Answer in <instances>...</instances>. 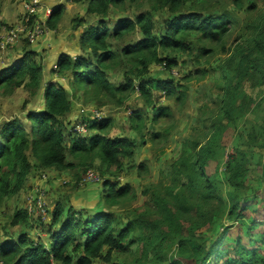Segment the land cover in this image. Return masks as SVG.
Returning a JSON list of instances; mask_svg holds the SVG:
<instances>
[{"label":"trees","instance_id":"1","mask_svg":"<svg viewBox=\"0 0 264 264\" xmlns=\"http://www.w3.org/2000/svg\"><path fill=\"white\" fill-rule=\"evenodd\" d=\"M67 1L84 4L86 14L95 21L91 23L84 16L72 20L74 29L83 27L78 52L74 56L60 54L52 70L67 79L75 96H95L98 104L123 106L133 93H138L142 105L132 110L128 123L132 132L141 133L148 124L172 114L168 104L155 98L164 96L165 101L180 104L189 82L212 70L216 72L214 104L200 107L205 136L185 139L181 154L167 173L170 182L156 189L146 188L143 194L149 199L144 207L128 211L130 219L121 224L110 209L133 193L129 184L117 181L125 169L124 161L133 160V140L110 137V118L91 120L85 135L67 132L64 118L73 109L69 93L55 82L42 87L43 66L26 41L18 61L1 70L0 92L12 93L23 87L32 96L39 94L43 105L41 110L26 114L27 125L19 119L0 124V205L22 190L29 174L47 169L81 167L85 171L96 164L100 191L93 210L56 202L46 231L47 242L31 237L25 230L16 237L1 239L0 264L110 263L114 254L131 246L134 264H207L212 257L214 264H264V187L246 191L243 180L248 160L234 154L225 162L226 181L231 188L226 198L223 183L215 177L217 171L208 173L210 160L220 152L228 122L235 124L254 105L247 84L264 86V0H232L233 6L244 13L243 19L229 11L187 9V0H147V10H137L143 0ZM132 8L134 13L123 17ZM64 11V4L53 8L48 29H56ZM157 12L162 14L160 28L153 16ZM237 28L238 36L227 46ZM131 34L137 40L129 39ZM196 46L199 56L205 62L209 59L208 68L174 77L171 70L178 66V58L190 54ZM221 54L225 56L212 65L211 59ZM151 65L162 66L164 77L151 74ZM120 71L121 80L114 82L110 74ZM151 135L153 141L158 136ZM135 169L141 172L147 167L140 163ZM242 192L246 195L240 198ZM221 218L226 222L213 229L215 219ZM28 221L27 210L19 208L8 224L22 226ZM234 224L237 236L233 238L226 231ZM214 232L220 235L215 237ZM207 233L211 235L209 240ZM171 241H175L176 250L169 256Z\"/></svg>","mask_w":264,"mask_h":264},{"label":"rangeland","instance_id":"2","mask_svg":"<svg viewBox=\"0 0 264 264\" xmlns=\"http://www.w3.org/2000/svg\"><path fill=\"white\" fill-rule=\"evenodd\" d=\"M25 1L2 0L0 2V36H4L3 34L21 21L20 5H23ZM187 1L185 7L187 9L193 7V10L197 12H205L207 10L229 11L233 15L236 13V17L239 19H243L244 17V13L233 6L232 0H194L195 6H193L192 0ZM248 1L245 0V2ZM62 2L63 0H43L44 5L52 6L53 8L61 5ZM148 5V1L143 0L137 10H147L149 8ZM82 6L83 4L74 3L70 11H66L65 9L60 20L64 26L59 22L62 31L73 26L72 20L78 17L80 14L79 11L83 9ZM22 10H24L23 7ZM134 10L135 8L129 9L123 17L133 14ZM153 16L156 21V27L160 28L161 24H163L160 20L162 14L157 12ZM84 17L91 23L95 22L94 19L88 17L86 12ZM80 28L83 29V27ZM238 33L237 28L233 35L229 37L227 46L232 45ZM128 37L129 39L137 40V36L134 34ZM25 45H27V42L21 35L14 44L4 46L0 43V72L3 68L18 61L15 60L20 58L19 56L22 55ZM30 48L34 50L35 47L30 44ZM120 48L118 47V50ZM197 50L196 46L190 54H184L178 58V66L171 70V74L174 77H180L189 71L195 73L196 71L200 72L203 68H208L209 59L208 62H205V59L199 56ZM224 56V54L217 55L211 59L210 63L215 66L216 59ZM47 57L45 51H41V53L36 55V59L43 66L42 74L45 75L43 77L42 87L49 81L63 85L69 93V99L73 103L72 111H77L74 119L71 118L72 111L64 118V122L67 123L65 128L67 132L78 122L89 123L91 120L110 118L112 125L108 132L109 136H127L134 142L135 154L133 160L130 162L124 161L125 169L117 177V181L121 185L129 184L133 189V193L129 199L118 203L110 209L116 214V219L119 223L126 224L128 222L127 220L130 219L128 211L142 209L146 200L149 199V195L143 194L146 188L156 189L159 185L161 187L162 184L170 182L167 173L172 171L173 163L181 154V148L185 139L197 134L202 137L205 136L203 127L201 126L199 109L204 104H207L209 107L214 104L215 97L212 95V88L214 87V76L216 72L208 70L207 74L203 77L202 74H198L196 79L191 80L188 84L185 99L180 104H176L173 101H165L164 96L155 98L157 102L164 105L168 104L171 107V116L158 123H153L151 126L148 124L141 133H134L129 129L128 118L133 109L139 108L142 105L138 93H133L123 106L116 105L112 102L98 104L96 99H94L95 96L90 97L88 95L86 99L83 94L75 96L73 89L68 87L67 79L57 76L54 72L51 74V70L55 69L56 64L52 66L53 69L47 72V63H45ZM150 70L152 72L151 74H161V77L165 75L162 66L151 65ZM48 76L50 77L49 80ZM121 76H123L122 71L110 74V78L114 82L121 80ZM246 91L254 99L253 107L239 117L235 124L228 122L229 129L222 134L220 152L215 158L210 160L208 166V173L217 171L215 177L221 184L223 183V195L225 198L226 192L231 190L226 181L228 172L225 162L231 159L234 154L238 156L244 155L248 160V172L243 180L244 184L248 187L246 191L250 192L253 189L264 187V86L251 87L247 84ZM89 97L90 99H88ZM42 100L43 98L39 94L32 96L23 87L17 88L12 93L4 94L0 92V124L10 119H19L27 125L28 121H25L26 114L33 110H41L43 105ZM98 116L100 118H97ZM224 121L227 122L225 119ZM152 133L158 134L154 141L151 138L153 137L151 135ZM142 136L145 139V143L142 142ZM68 160L74 163L71 157H68ZM140 163H143L147 167V170L137 171L135 166ZM90 169L100 176L96 164ZM85 174L86 170L84 171L81 167L61 171L47 169L29 174L22 190L17 195L5 199L0 205V240L10 236L16 237L21 231L25 230L31 237L40 238L47 242L46 231L56 202L64 201L72 205L75 209H96L98 205V192L100 191L99 183L98 181H86L84 178ZM39 188L44 190L45 213L38 210L32 204L33 202H29L27 199L28 194L35 192ZM244 195H246L245 192L239 194L240 198ZM19 208H25L29 213L28 223L22 226L9 225L8 222L11 215ZM197 217L194 218L197 219ZM215 222L216 225L213 229H218L217 224L220 225L226 221L221 218L215 219ZM261 229H264V226ZM226 233L229 237H236V224L230 227ZM214 234L212 236L218 237L220 235L219 232H214ZM206 237L209 240L211 235L208 236L207 233ZM253 237H257V235H253ZM169 244L170 247L167 248V254L171 256L176 250V244L175 241H171ZM134 256V246H131L127 247L124 252L114 254L113 260L110 263L94 260L93 264H134ZM166 263L168 262L163 261L149 264ZM207 264H214V257Z\"/></svg>","mask_w":264,"mask_h":264},{"label":"built area","instance_id":"3","mask_svg":"<svg viewBox=\"0 0 264 264\" xmlns=\"http://www.w3.org/2000/svg\"><path fill=\"white\" fill-rule=\"evenodd\" d=\"M23 14L21 21L16 24L12 29L8 30L4 36H0V43L2 45L14 44L17 42L18 37L21 35L29 44L37 43L47 33V20L51 16L53 7L44 5L43 0H26L23 2ZM97 118H100L98 116ZM88 123L78 122L70 128L68 132L75 133L77 135H85L87 133ZM44 176V175H42ZM86 181L99 182L100 176L87 169L85 177ZM27 199L29 202H33L38 210L45 213V201L44 190L36 189L35 192L28 194Z\"/></svg>","mask_w":264,"mask_h":264},{"label":"crops","instance_id":"4","mask_svg":"<svg viewBox=\"0 0 264 264\" xmlns=\"http://www.w3.org/2000/svg\"><path fill=\"white\" fill-rule=\"evenodd\" d=\"M64 1L66 0H63L62 4H64L66 11H70V9L73 8L74 3L67 1L64 2ZM20 6H21V16H22L23 14L22 5ZM82 7L83 9L79 11L80 14L78 16L85 15L84 12L85 5L83 4ZM60 23L64 26L62 22ZM60 23H58L56 29L53 30L49 29L47 33L37 43L32 44V46L35 47L34 50L38 54L41 53V51H45V54H47L48 56L46 59L47 62L45 61V63H47V67H46L47 72L53 69L52 66L53 65L55 66L56 60L60 54L68 53L74 56L75 54H77L79 49V35L82 29L80 27L74 29L73 26H70L66 28L65 31H62V27L60 26L61 25ZM18 59H16L15 61H17ZM51 74H52V70H51ZM42 75L43 77L45 76L44 74ZM49 79L50 77L48 76V80ZM71 113H72L71 118L74 119L77 114V111H72Z\"/></svg>","mask_w":264,"mask_h":264},{"label":"clouds","instance_id":"5","mask_svg":"<svg viewBox=\"0 0 264 264\" xmlns=\"http://www.w3.org/2000/svg\"><path fill=\"white\" fill-rule=\"evenodd\" d=\"M22 18V17H21Z\"/></svg>","mask_w":264,"mask_h":264}]
</instances>
